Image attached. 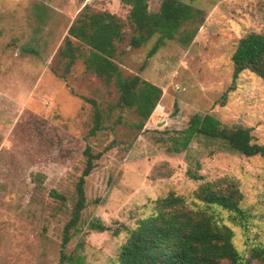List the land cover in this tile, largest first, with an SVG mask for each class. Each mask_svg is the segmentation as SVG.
Here are the masks:
<instances>
[{
    "label": "rangeland",
    "instance_id": "374dc122",
    "mask_svg": "<svg viewBox=\"0 0 264 264\" xmlns=\"http://www.w3.org/2000/svg\"><path fill=\"white\" fill-rule=\"evenodd\" d=\"M181 1L202 12V26L188 46L167 41L147 59L154 40L128 46L129 6L119 0H0V264H58L86 146L101 157L85 179L86 206L66 246L81 264H116L124 229L154 214L157 199L174 193L200 209L192 193L220 178L238 182L248 219L237 226L214 208L215 219L232 230L243 257L264 247V160L204 139H193L181 153L167 150L193 115L249 129L264 146V79L246 70L233 80L231 62L241 38L264 36V0ZM159 3L149 0V11ZM84 6L123 21L125 40L115 58L121 73L162 91L142 130L133 127L132 110L115 107L116 89L86 73L80 60L61 78L58 50ZM84 99L107 113L104 130L91 138L92 107ZM92 224L107 230H92Z\"/></svg>",
    "mask_w": 264,
    "mask_h": 264
},
{
    "label": "trees",
    "instance_id": "16d2710c",
    "mask_svg": "<svg viewBox=\"0 0 264 264\" xmlns=\"http://www.w3.org/2000/svg\"><path fill=\"white\" fill-rule=\"evenodd\" d=\"M129 6L126 17L132 31L128 46L139 49L151 40L152 46L146 58L154 56L167 41H177L188 46L202 26L204 17L199 9L181 0H160L158 10L150 12L149 0H119ZM125 24L107 11L94 12L84 6L67 30L58 57L63 63L64 78L76 61L80 60L84 71L93 74L106 86H113L118 93L115 107L132 110L138 122L133 124L142 130L162 96L161 89L139 75L125 77L115 62L117 44L125 40ZM232 79L243 71H251L264 79V36L248 34L241 38L231 56ZM92 107L91 126L86 137H95L104 130L107 113L90 99H84ZM109 111V110H108ZM193 139L220 142L229 150L246 158L264 160V146L256 143L249 129L227 128L210 115H193L186 129L172 140L167 148L181 153ZM109 147L106 148V150ZM84 168L74 186L75 200L70 218L63 227L58 264H81V257L68 255L66 246L78 230L81 212L85 209V179L101 157L89 146L83 150ZM192 178L196 179L193 173ZM57 200L65 201L60 195ZM203 208H189L182 196L169 193L155 201V213L140 219L133 229H124L126 239L116 259V264H264V247H253L243 257L235 249L232 230L215 219L214 208L228 214V220L242 226L248 215L240 207L243 199L238 182L220 178L202 183L192 193ZM92 230L106 231V227L92 224ZM114 231V234H117Z\"/></svg>",
    "mask_w": 264,
    "mask_h": 264
}]
</instances>
